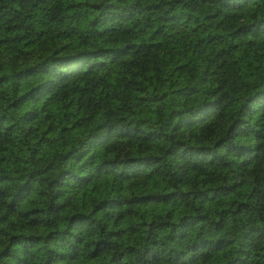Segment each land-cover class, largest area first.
I'll return each instance as SVG.
<instances>
[{
  "label": "trees",
  "instance_id": "1",
  "mask_svg": "<svg viewBox=\"0 0 264 264\" xmlns=\"http://www.w3.org/2000/svg\"><path fill=\"white\" fill-rule=\"evenodd\" d=\"M0 264H264V0H0Z\"/></svg>",
  "mask_w": 264,
  "mask_h": 264
}]
</instances>
